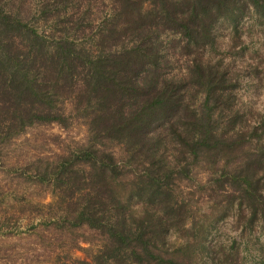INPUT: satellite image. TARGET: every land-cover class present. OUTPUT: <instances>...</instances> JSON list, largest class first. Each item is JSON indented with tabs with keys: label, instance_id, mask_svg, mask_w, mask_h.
I'll return each mask as SVG.
<instances>
[{
	"label": "trees",
	"instance_id": "trees-1",
	"mask_svg": "<svg viewBox=\"0 0 264 264\" xmlns=\"http://www.w3.org/2000/svg\"><path fill=\"white\" fill-rule=\"evenodd\" d=\"M263 19L264 0H0V143L36 124L87 126L86 145L35 173L58 197L49 224L102 240L61 264H243L236 238L186 227L176 181L203 164L242 232L264 225V113L237 97L264 83L243 38Z\"/></svg>",
	"mask_w": 264,
	"mask_h": 264
},
{
	"label": "rangeland",
	"instance_id": "rangeland-1",
	"mask_svg": "<svg viewBox=\"0 0 264 264\" xmlns=\"http://www.w3.org/2000/svg\"><path fill=\"white\" fill-rule=\"evenodd\" d=\"M244 29L248 52L264 57V19L261 23L247 21ZM261 84H241L237 92L240 102L249 104L256 114L264 113V83ZM65 108L68 112L70 106ZM71 122L67 127L36 124L0 143V264H61L84 259L87 255L83 248L92 254L101 246L99 234L86 226L58 228L49 224L58 214V197L47 183L34 180L35 173L47 163L87 144L86 124L77 119ZM98 147L117 161L124 158V150L118 144L106 142ZM191 174L190 180L176 181L178 194L189 205L186 227L212 242L227 244L236 238L243 264H264V225L247 230L246 234L242 232L233 209L227 207L228 195L209 189L211 174L204 165L194 167ZM118 191L127 195L123 187H118ZM189 242L193 244V238ZM180 244H185L184 239L171 236L169 246ZM191 258V264L202 263L198 253L195 260Z\"/></svg>",
	"mask_w": 264,
	"mask_h": 264
}]
</instances>
